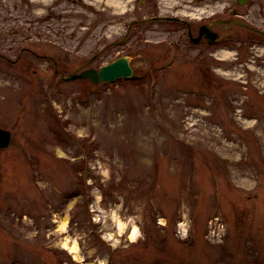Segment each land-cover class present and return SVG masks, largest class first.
<instances>
[{
    "label": "rangeland",
    "instance_id": "obj_1",
    "mask_svg": "<svg viewBox=\"0 0 264 264\" xmlns=\"http://www.w3.org/2000/svg\"><path fill=\"white\" fill-rule=\"evenodd\" d=\"M65 2L0 0V54L57 63L0 60V264H264V0ZM169 15L222 39L134 26Z\"/></svg>",
    "mask_w": 264,
    "mask_h": 264
},
{
    "label": "water",
    "instance_id": "obj_2",
    "mask_svg": "<svg viewBox=\"0 0 264 264\" xmlns=\"http://www.w3.org/2000/svg\"><path fill=\"white\" fill-rule=\"evenodd\" d=\"M240 5L245 4L248 0H237ZM241 25H244L240 23ZM201 34L207 37H212L215 34L208 28L202 27ZM131 61L128 56L120 57L110 65L102 67L100 70L87 69L78 74H70L65 76L60 74V77L65 81H75L80 79H88L92 83L98 84L102 81H113L123 76H131L132 74ZM12 143V132L0 128V150L8 148Z\"/></svg>",
    "mask_w": 264,
    "mask_h": 264
},
{
    "label": "flooded vegetation",
    "instance_id": "obj_3",
    "mask_svg": "<svg viewBox=\"0 0 264 264\" xmlns=\"http://www.w3.org/2000/svg\"><path fill=\"white\" fill-rule=\"evenodd\" d=\"M62 2H65V1L62 0ZM66 2H67V0H66ZM66 2H65V3H66ZM58 6H59V4H56V5H55V9H56ZM52 13L55 14L56 12H52ZM53 14H52V15H53ZM63 15H64V13H63V11H62L61 16L63 17ZM52 17H53V16H52ZM52 17L50 16V18H48V20H47V22H48V26L50 27L49 31L51 30V27H52V24H51ZM159 17H164V18H176V19L182 21V23H183L184 25H172V27H176L178 30H180V29H179L180 27H181V28H185V29H187V34H188L189 37H190V36L195 37L194 34H193V31H192V29H191V27H190V24H189L188 22H186L185 19H180V18L175 17V16H172V15H169V16H150V17L148 16L147 18H145V19L142 20V21H146L147 23H148L149 21H150L151 23H154V22H157V23H158V22H159V21H158ZM55 24H56V23H53V27H55V26H54ZM53 30H54V29H53ZM25 52H29V53H31V55L34 56L35 58H38V59H41V60H44V61H48V62H50V63H51V62H54L55 65L57 64V63L54 61V59H53L52 57L38 54V53L33 52V51H31V50H27V48L19 52V54H18V56H17V59H16L15 61H12L11 59L5 57V56L2 55V54H0V56H1L2 59L6 60L7 62L11 63L12 65H17L19 62H21V60H22V58H23L22 56H23V54H24ZM56 66H57V65H56Z\"/></svg>",
    "mask_w": 264,
    "mask_h": 264
},
{
    "label": "bare ground",
    "instance_id": "obj_4",
    "mask_svg": "<svg viewBox=\"0 0 264 264\" xmlns=\"http://www.w3.org/2000/svg\"><path fill=\"white\" fill-rule=\"evenodd\" d=\"M173 65H174V64H173ZM171 67H172V66H171ZM60 154L63 155L64 153L60 151ZM63 225L65 226V224H63ZM107 237H108V239H113V238H111V237H113L112 234L108 235ZM64 248H65V249H68V250L70 251L71 254H74V255H76V256H79V255H78V253H79V248H78V245H77L76 242H74L72 246H68V245L66 244Z\"/></svg>",
    "mask_w": 264,
    "mask_h": 264
}]
</instances>
